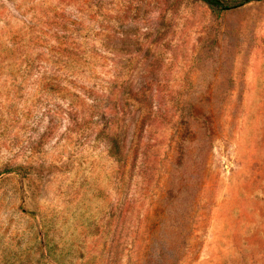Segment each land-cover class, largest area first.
<instances>
[{
	"label": "rangeland",
	"instance_id": "obj_1",
	"mask_svg": "<svg viewBox=\"0 0 264 264\" xmlns=\"http://www.w3.org/2000/svg\"><path fill=\"white\" fill-rule=\"evenodd\" d=\"M0 0V264H264V0Z\"/></svg>",
	"mask_w": 264,
	"mask_h": 264
},
{
	"label": "trees",
	"instance_id": "obj_2",
	"mask_svg": "<svg viewBox=\"0 0 264 264\" xmlns=\"http://www.w3.org/2000/svg\"><path fill=\"white\" fill-rule=\"evenodd\" d=\"M204 3L207 5H210L212 7H217V8H226L228 6V1L226 0H202ZM252 0H243L241 4H246L251 2Z\"/></svg>",
	"mask_w": 264,
	"mask_h": 264
}]
</instances>
